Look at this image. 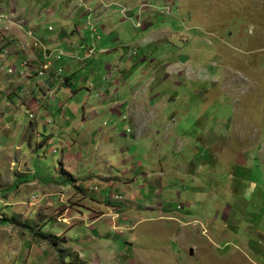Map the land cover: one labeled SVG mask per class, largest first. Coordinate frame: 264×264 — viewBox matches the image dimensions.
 Masks as SVG:
<instances>
[{"label":"rangeland","instance_id":"1","mask_svg":"<svg viewBox=\"0 0 264 264\" xmlns=\"http://www.w3.org/2000/svg\"><path fill=\"white\" fill-rule=\"evenodd\" d=\"M58 1L48 26L59 30L71 15L62 21L68 33L87 27L95 59L121 76L97 124L113 128L114 147L131 166L153 169L160 190L154 195L140 178L112 193L100 188L107 202L111 194L128 198L126 212L87 218L100 219L98 236L80 244L91 234L81 233L74 212L91 202L70 178L52 177L45 160L30 167L16 148H3L0 264H264V0ZM50 52L56 59L61 51ZM123 64L136 67L121 75ZM126 107L137 112V131L122 120ZM28 171L70 186L54 185L49 201L41 183H21L34 179ZM77 247L87 248L76 261Z\"/></svg>","mask_w":264,"mask_h":264},{"label":"crops","instance_id":"2","mask_svg":"<svg viewBox=\"0 0 264 264\" xmlns=\"http://www.w3.org/2000/svg\"><path fill=\"white\" fill-rule=\"evenodd\" d=\"M56 4H59L58 0H0V12L6 14L9 19L0 22V35L11 42L14 48L4 65L16 66L13 75H7L4 68L0 69V151L3 148L6 150L16 148L19 155L29 161L30 167L35 160L39 165H43L41 161L45 160L44 163L50 166L48 172L50 173L52 168L54 170L52 174L50 173L52 177L66 176L71 179V186L75 183L79 192L92 204L91 208H79L74 212V215L79 216L80 222L84 223L81 233L91 234L88 237L84 236L80 244L85 242L91 244L90 241L98 236L95 225L100 219L88 223L86 219L101 215L111 219L117 215H124L125 203L128 201V198L111 194L112 202L110 200L107 202L100 188L111 189L112 193L118 184L128 187L132 181L139 178L149 189H152L154 195H157L160 188L156 189V182L153 180L155 173L147 163L144 168L140 163L139 166L136 164L131 166L129 164L131 157L119 156L123 151L114 147L113 128L110 134L104 132L103 127L97 124L99 120L104 124V116L101 115L111 104L110 93L115 86V78L121 76L117 71L109 74L117 65L111 66L103 60L99 62L95 59L92 48L93 35L88 32L87 27L77 23L74 25L76 37H72L73 32L68 33V26L66 23L62 24V21L69 19L71 15L60 18L59 30H52L53 32L48 30L49 21L55 15L51 11V6ZM82 14L84 15V11ZM95 40L99 39L95 38ZM41 47L59 50L62 56L56 60L55 53H51L49 60L45 59ZM22 61L29 63L28 69L24 71V77L18 73ZM46 63L49 64L47 70L43 75L38 76L37 72L41 71L42 65ZM99 63L104 64L105 70L102 72L98 69ZM122 67L125 70L121 75H124L127 70L132 71L136 65H131V69L125 68L124 64ZM59 68L62 69V73L58 75ZM119 81L117 82L120 84ZM111 112L110 109L106 113L111 114ZM125 112L126 117H122V120L131 118L137 131L140 124L137 112H132L127 107ZM26 130L28 133L24 136ZM17 137L19 141L13 142ZM24 146L27 147L26 153L29 156L23 155ZM158 149L157 146L151 147L154 152ZM14 154L15 152L11 153L9 157L15 158ZM154 163L161 165L155 161ZM137 169L140 170L139 174L132 172ZM33 174L28 171L26 177L30 176L34 179L21 183L28 182L27 185H33L34 182L41 183L43 185L40 187L41 195L44 199L48 196L49 201H51L49 196L52 194L49 191L52 188L58 187L59 190H64L70 186L65 183L49 184L38 171L36 176ZM35 178L38 181H35ZM153 185L155 189L152 188ZM104 204L110 206L112 210L110 207L103 208ZM142 208L152 209L151 206H142ZM114 209H117L119 214ZM68 211L69 209L64 207V211L60 212L61 220L65 219L63 217H66ZM112 225L110 224L111 229ZM62 237L70 241L64 234ZM77 248L79 253L73 250L74 254H72L76 261L83 259L82 251L87 247ZM86 253L91 255V252Z\"/></svg>","mask_w":264,"mask_h":264},{"label":"built area","instance_id":"3","mask_svg":"<svg viewBox=\"0 0 264 264\" xmlns=\"http://www.w3.org/2000/svg\"><path fill=\"white\" fill-rule=\"evenodd\" d=\"M0 19H6V21H9L7 16H4V15H0ZM48 30L52 31V29L50 27L48 28ZM29 36H31V35L29 34ZM33 40H34V42L37 43V41L35 39H33ZM13 49H14L13 44L11 42L6 40L4 37H0V69H3V68L6 69L7 75H13L16 72V66L15 65H12V66H8L7 64L4 65L8 56L13 51ZM41 50L43 52V57L45 59H48L51 52L49 50H46L44 47H41ZM61 56H62V52H57V56L55 57L56 60H59ZM48 65H49L48 63L43 64L41 67L42 68L41 71H38L37 75L38 76L43 75L44 71L47 70ZM28 66H29V63L27 61H22L21 65H20L21 68H20V71L18 73L24 77L25 76L24 71H26L28 69ZM61 73H62V70L58 69L57 74L59 75Z\"/></svg>","mask_w":264,"mask_h":264},{"label":"trees","instance_id":"4","mask_svg":"<svg viewBox=\"0 0 264 264\" xmlns=\"http://www.w3.org/2000/svg\"><path fill=\"white\" fill-rule=\"evenodd\" d=\"M41 239L45 240V241H49L51 238H54L52 236H49V235H43V234H40L39 235ZM72 264V263H70Z\"/></svg>","mask_w":264,"mask_h":264}]
</instances>
